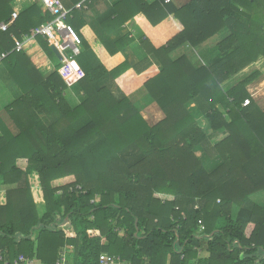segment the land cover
<instances>
[{
	"label": "trees",
	"instance_id": "trees-1",
	"mask_svg": "<svg viewBox=\"0 0 264 264\" xmlns=\"http://www.w3.org/2000/svg\"><path fill=\"white\" fill-rule=\"evenodd\" d=\"M13 1L0 0L1 23L11 17ZM61 1L72 7L81 0ZM164 1L91 0L71 12L66 23L81 39L76 60L84 71L74 107L64 96L60 63L42 79L14 48V39L53 19L41 4L0 31L3 67L21 92L6 110L17 133L0 118V185L9 187L0 204V253L8 261L24 255L54 264L69 249L70 264H98L101 254L128 264H264V203L251 199L264 192V109L247 91L260 72L223 86L259 58L264 65V0H189L181 7ZM130 20L143 32L141 49L159 67L129 59L134 39L118 32ZM220 32L205 65L170 58ZM35 39L52 57L48 42ZM103 78L114 91L97 84ZM139 88L163 113L161 121L149 125L130 102ZM190 103L223 139L210 142ZM197 149L217 164L207 170ZM32 172L45 203L41 217L28 182ZM67 177L74 181L52 187Z\"/></svg>",
	"mask_w": 264,
	"mask_h": 264
},
{
	"label": "crops",
	"instance_id": "crops-1",
	"mask_svg": "<svg viewBox=\"0 0 264 264\" xmlns=\"http://www.w3.org/2000/svg\"><path fill=\"white\" fill-rule=\"evenodd\" d=\"M107 1L109 2V0ZM145 1L147 3H152L155 0H145ZM188 1L189 0H169V2H172L176 7H181L182 5L186 4ZM36 3H39V0H14L10 4V8L12 10V13L15 12L18 15H20L26 10H28L29 8H31ZM96 11L98 12L100 10L96 9ZM87 30L88 32H86V35L89 38V41H91L92 43L95 35H93L94 33L92 32L91 29H87ZM89 32H91V34H88ZM118 33L120 36L127 34L130 36V38L134 39V42L129 46L127 50L130 60H133L139 63V62H142L148 59L152 64L155 65V67H159L156 62V59L153 56H147L144 53V51L141 49L139 41L143 37V32L136 23H133L132 20L128 21L124 26L121 27ZM207 45H210V43L206 42L205 44H203L202 46L196 49H192L191 47L187 45H183L177 48L176 50H174L170 54V58L172 60H176L177 58L184 55L189 59V61L194 67L203 66L210 59L211 57L210 53L213 47L212 46L207 50ZM21 52L25 54L27 60L30 62L32 67L36 70V73H38V75L42 79H46L51 73L55 71V62H54L55 60H53L54 57L47 56L41 50L35 38L25 41ZM3 57H0V118L9 127L11 132L13 134H16L17 129L11 123V120L9 119L6 113V110L14 101L20 98L21 92L16 87V85L12 82L9 76L7 75V72L4 69L3 64H2ZM259 59L257 62L261 63L260 66L258 65L256 67L253 66L257 63L255 62L254 64L244 69L241 73L236 75L234 78L225 82L223 86H225L226 88L230 87L231 84H233L235 81L240 80L246 75L250 74V70L254 68L253 71L256 70L260 72V76L257 79L260 82V84H257L258 85L257 88L254 85H252L253 83H255V81H257L255 80L251 85L247 87V91L249 92L252 100L256 104H258L262 109H264V65H263V59L262 58H259ZM24 64L29 69V71L32 73L33 72L32 69L28 67L29 63H24ZM35 77H36V74L34 73V78ZM97 84L100 86H105L110 91H114V83L110 78H103ZM75 85L76 83H73L71 86H69L68 90L64 94L68 104L71 107H74L77 104H79L81 100V96H83L81 91L78 92ZM128 99L139 109L141 117L149 125H153L161 121L164 118L163 113L160 111L158 106L149 99L146 91L143 88L137 89L131 96H129ZM196 108L197 107L194 103H190L189 110L191 112H195V115H197L196 122L198 123L199 127L205 131L210 142L214 144V143L219 142L221 139H223L225 136V133L224 132H212L207 126V122L204 120L203 115L202 114L199 115L200 113L197 111ZM39 112H43V111L39 110ZM41 115L43 114L40 113V116ZM195 155L200 159V161L204 164L207 170L212 169L217 164V159H215L214 157H211L208 154L206 155L201 149H197L195 151ZM62 181H65V183L69 184L74 181V178L67 177V178L56 180L52 182V187L63 186L65 183H62ZM28 182H29L32 198L36 206L37 214L39 217H41L45 212V203L43 199L42 190L40 187V181H39L38 174L36 172L30 173L28 175ZM7 189H9V187L0 185V204L1 205L5 204V201H6L5 192ZM234 211L236 210L234 209ZM65 231H68V230H64V232ZM69 238H73V237L71 236Z\"/></svg>",
	"mask_w": 264,
	"mask_h": 264
},
{
	"label": "built area",
	"instance_id": "built-area-1",
	"mask_svg": "<svg viewBox=\"0 0 264 264\" xmlns=\"http://www.w3.org/2000/svg\"><path fill=\"white\" fill-rule=\"evenodd\" d=\"M91 0H81L79 3L72 7H66L61 0H39L43 11L49 13L52 16V20L43 24L42 26L32 29L29 35L23 37L22 41L14 39V48L17 52L23 49L24 42L29 39H34L35 37L44 38L50 46H53L61 59L59 60V68L57 70L60 78L69 87L73 83H76L81 78L84 77V71L77 62L76 58L80 55L81 49V39L75 33V31L66 23V18L70 16L73 10L80 11L82 9H87V4ZM168 3L169 0H165ZM17 13H12L11 17L7 22L0 23V31H8L11 24L17 18ZM250 101L246 99L242 106H248ZM76 190L80 191L82 194L85 192L81 190L80 187H76ZM198 224L201 226L198 233L203 231L202 223L199 221ZM64 226V225H60ZM65 237H74V235L69 232H64ZM71 248V247H70ZM68 249H63L60 251L58 258L54 264H69L68 260ZM0 263L1 264H43L35 257H28L24 255H18L13 261H8L6 257L0 253ZM98 264H128L120 256H112L108 254H101L99 256Z\"/></svg>",
	"mask_w": 264,
	"mask_h": 264
},
{
	"label": "rangeland",
	"instance_id": "rangeland-1",
	"mask_svg": "<svg viewBox=\"0 0 264 264\" xmlns=\"http://www.w3.org/2000/svg\"><path fill=\"white\" fill-rule=\"evenodd\" d=\"M224 35H225V33L224 32H220L219 34H217V35H215L212 39H210V40H208L207 42H209L210 43V45H207V50L210 48V47H212V46H214L220 39H222L223 37H224ZM50 53H51V55L54 57L53 58V60H55L54 62H55V66H57V64L59 63V60L55 57V55H54V53L52 52V51H50ZM259 61H260V59H259ZM260 62H257L255 65H253V66H260ZM253 69L254 68H252L251 70H250V73H253ZM255 71V70H254ZM257 84H260V82L257 80V81H255V83H253L252 85H254L256 88L258 87V85ZM145 95V94H144ZM146 96V95H145ZM62 183H65V181H62ZM67 183H65L64 185H66ZM251 199L256 203V204H259V205H261V204H263L264 203V192H261V193H259V194H257V195H254L253 197H251ZM60 227H64V226H60ZM69 250V249H68ZM62 251V250H61ZM69 255V254H68ZM68 260H69V258H68ZM69 264H70V260H69Z\"/></svg>",
	"mask_w": 264,
	"mask_h": 264
},
{
	"label": "water",
	"instance_id": "water-1",
	"mask_svg": "<svg viewBox=\"0 0 264 264\" xmlns=\"http://www.w3.org/2000/svg\"><path fill=\"white\" fill-rule=\"evenodd\" d=\"M51 51L54 53V55L57 57L58 60L61 59L60 55L58 54V52L56 51V49L53 46H50ZM67 222V219L61 224L64 225Z\"/></svg>",
	"mask_w": 264,
	"mask_h": 264
}]
</instances>
